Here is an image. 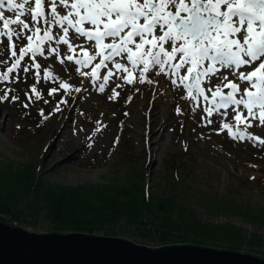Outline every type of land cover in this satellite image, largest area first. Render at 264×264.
<instances>
[{
  "label": "rangeland",
  "instance_id": "rangeland-1",
  "mask_svg": "<svg viewBox=\"0 0 264 264\" xmlns=\"http://www.w3.org/2000/svg\"><path fill=\"white\" fill-rule=\"evenodd\" d=\"M19 2L21 0H17ZM32 6H35L34 0ZM0 11L7 18L16 16L7 10V6ZM44 11L45 14L51 11L48 0H45ZM21 19L29 22L27 16ZM39 26L42 30L33 38V47L38 38H43L46 26L42 22ZM11 27L19 30L16 25ZM32 27L30 24V29ZM2 28L3 22L0 21ZM73 32L70 29L67 37L74 45V50L69 52L67 45L57 44L58 37L63 35L62 29L52 26L50 35L53 39L41 44L44 55L33 57L27 53L9 74V84H0V97H8L0 100V163L8 162L13 168L31 164L41 174L42 182L67 187L122 184L136 169V174L144 177L152 194L157 192V182L161 184L164 179L180 177L191 188L188 202L197 216L244 229L246 239L234 251L264 258V225L247 222L235 214L236 210L250 205L251 214L264 221V187L256 183L260 174L251 167L264 165V143H261L264 141V126L247 117V111L242 108L240 121L236 120L234 106L215 110V102L206 84H202V88L208 99L199 96L193 100L179 81L171 83L176 76L167 66L163 74L155 75L153 73H159V69L150 67L144 73L145 82L140 83L142 68L139 65L129 77L127 72L116 70L111 62L96 68L102 56L90 60L87 65L77 64V60L86 57L75 45L83 43L90 55L92 50L91 42L86 38L72 40ZM27 35H33V32L23 30V37ZM23 37L18 40L13 36L11 42L7 37H0V61H6L3 63L6 68L15 63L20 48L27 47L29 42ZM12 44L16 45L15 49ZM53 48L58 49L59 54L51 52ZM13 50L15 57L12 56ZM68 55L73 57L72 61L67 60ZM116 59L120 60L119 57ZM121 62L131 69L130 62ZM24 68L28 71H22ZM45 72L50 73L47 78ZM220 72L240 84L241 91L246 87V82L235 81L226 69H218L213 83H218ZM181 74L187 75L184 71ZM105 75H109V79L101 92L99 85L104 83ZM122 76L132 79L133 83H127ZM149 79L153 81L151 84L147 83ZM61 83L68 84V90L61 88ZM33 88L36 92L32 91ZM76 88H80V92H76ZM222 91L226 93L229 89L223 88ZM14 96L18 98L13 99ZM63 97V101L68 102L61 104L59 111L57 107L53 110L54 102ZM208 109H212V115L208 114ZM221 112L226 115L221 116ZM225 123L228 128H224ZM240 135L244 138L241 139ZM249 135L253 138L248 139ZM134 178H131L133 182H137V177ZM251 179L257 180L252 182ZM204 184L208 185L209 196L206 197L217 202L215 208L224 207L222 210L210 214L205 210L207 202L196 198L193 190ZM159 193L167 197L169 190ZM198 199L202 201L199 203ZM227 202L233 205L225 204ZM12 224L19 225L17 222ZM19 226L36 233H53L43 217L37 219L35 226ZM251 234L263 238L248 241ZM118 237L151 247L161 246L156 238L145 243L136 236Z\"/></svg>",
  "mask_w": 264,
  "mask_h": 264
},
{
  "label": "snow or ice",
  "instance_id": "snow-or-ice-1",
  "mask_svg": "<svg viewBox=\"0 0 264 264\" xmlns=\"http://www.w3.org/2000/svg\"><path fill=\"white\" fill-rule=\"evenodd\" d=\"M32 3L33 0H21L19 3L17 0H0V9L7 6L9 12L16 13L12 19L0 11V21L3 22L0 37H7L11 42L13 36L21 39L23 30L38 34L42 30L39 26L41 22L46 26L43 38L37 39L35 47L32 46L33 35L23 37L29 42L27 47L20 48L19 57L6 72L0 74V81L9 79V74L27 53L30 52L33 57L37 54L43 56L41 44L53 39L50 29L58 26L63 35L58 37L57 44L67 45L69 52L74 50V45L67 39L70 29L74 30L72 40L84 37L91 42V55L83 43L75 45L86 57L77 60V64L87 65L90 60L102 56L96 68L111 62L116 70L127 72L129 77L139 65L142 68L140 83L145 82L144 73L150 67L159 69V73H153L155 75L163 74L167 66L169 72L176 76L171 83L179 81L193 100L199 96L208 99L202 88V84H206L215 102V110L234 106L236 120L240 121L242 108L247 111V117L258 120L259 125L264 126V0H48L51 9L48 14L44 11L45 0H34V7ZM22 16H27L29 22L21 19ZM30 24L33 25L31 29ZM12 25L18 26L19 30ZM11 46L16 48L15 44ZM97 49L100 51L97 52ZM51 52L59 54L56 48ZM12 56H16L14 50ZM66 58L73 60L71 55ZM121 61L130 62L131 69ZM3 63L6 61H0V64ZM242 68L252 70L241 71ZM218 69H226L235 81L246 82L243 91L240 84L229 80L223 72L217 77L218 83H213ZM22 71L27 72L28 68ZM182 71L187 75H182ZM49 75L45 72L46 78ZM109 75H105L104 83L99 85L101 92L105 90ZM121 79L133 83L128 77L122 76ZM152 82L151 79L147 81L149 84ZM60 87L68 90L69 85L61 83ZM223 88L229 91L225 93ZM32 91L36 92V89ZM75 91L80 92V88ZM7 98L5 95L0 100ZM56 110L59 111V108ZM208 114L212 115V109H208ZM220 115L224 116L226 112ZM228 127L225 123L224 128ZM240 138L244 136L240 135ZM247 138L253 137L249 135Z\"/></svg>",
  "mask_w": 264,
  "mask_h": 264
},
{
  "label": "trees",
  "instance_id": "trees-1",
  "mask_svg": "<svg viewBox=\"0 0 264 264\" xmlns=\"http://www.w3.org/2000/svg\"><path fill=\"white\" fill-rule=\"evenodd\" d=\"M251 167L260 174V179L251 181L264 187V165ZM136 172L131 171L122 184L67 187L42 182L41 174L31 164L13 168L8 162L0 163V221L12 226V222L35 226L43 217L51 232L136 236L145 243L156 238L159 245L195 244L230 251L240 248L246 239L245 230L197 216L188 202L191 188L183 179H164L163 186L157 182V192L152 194L144 177ZM134 176L137 182L131 179ZM207 189L204 184L193 193L207 202V212L222 210L224 207L215 208L217 202L206 197ZM163 190H169L167 197L160 195ZM249 206L235 214L247 222L264 225L262 219L251 214ZM263 236L251 234L248 241Z\"/></svg>",
  "mask_w": 264,
  "mask_h": 264
},
{
  "label": "water",
  "instance_id": "water-1",
  "mask_svg": "<svg viewBox=\"0 0 264 264\" xmlns=\"http://www.w3.org/2000/svg\"><path fill=\"white\" fill-rule=\"evenodd\" d=\"M0 264H264V258L195 244L151 247L84 232L41 234L0 221Z\"/></svg>",
  "mask_w": 264,
  "mask_h": 264
}]
</instances>
